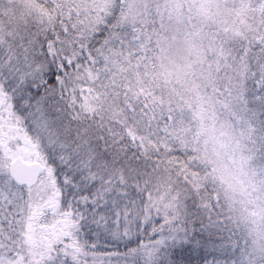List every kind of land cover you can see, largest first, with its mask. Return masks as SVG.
Returning <instances> with one entry per match:
<instances>
[{"label":"snow or ice","instance_id":"snow-or-ice-1","mask_svg":"<svg viewBox=\"0 0 264 264\" xmlns=\"http://www.w3.org/2000/svg\"><path fill=\"white\" fill-rule=\"evenodd\" d=\"M0 264H264V0H0Z\"/></svg>","mask_w":264,"mask_h":264}]
</instances>
